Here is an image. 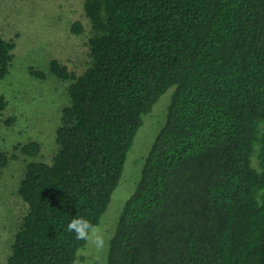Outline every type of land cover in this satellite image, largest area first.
<instances>
[{
    "label": "trees",
    "instance_id": "16d2710c",
    "mask_svg": "<svg viewBox=\"0 0 264 264\" xmlns=\"http://www.w3.org/2000/svg\"><path fill=\"white\" fill-rule=\"evenodd\" d=\"M83 6L91 63L75 75L50 61L55 76L71 78L69 103L52 162H28L19 182L28 208L7 264H72L85 243L68 223H99L143 116L169 88L106 264H264V0ZM14 47L0 34V80ZM6 104L0 95V115ZM40 149L31 141L20 150Z\"/></svg>",
    "mask_w": 264,
    "mask_h": 264
},
{
    "label": "rangeland",
    "instance_id": "374dc122",
    "mask_svg": "<svg viewBox=\"0 0 264 264\" xmlns=\"http://www.w3.org/2000/svg\"><path fill=\"white\" fill-rule=\"evenodd\" d=\"M85 0H0V34L13 39L8 73L0 80V95L7 102L0 115V151L7 163L0 167V264H7L15 231L27 212V203L17 193L26 165L32 160L51 163L57 151L56 131L61 110L69 103L70 79H60L50 71L57 59L75 75L91 63L88 39L91 24L84 11ZM80 21L82 31L71 26ZM41 73V74H39ZM173 88L165 91L152 111L143 116L129 149L122 176L99 224L105 231L106 246L97 252L84 245L82 264H106L109 240L113 236L126 199L141 176L144 159L163 125ZM36 141L37 155H26L21 146ZM80 248V249H81Z\"/></svg>",
    "mask_w": 264,
    "mask_h": 264
},
{
    "label": "clouds",
    "instance_id": "9594fccd",
    "mask_svg": "<svg viewBox=\"0 0 264 264\" xmlns=\"http://www.w3.org/2000/svg\"><path fill=\"white\" fill-rule=\"evenodd\" d=\"M67 230L75 234V238L83 241L86 246H91L97 252L103 251L106 246L105 231L101 224H92L84 217L74 216L67 225ZM85 254L81 248L74 253L72 264H82L80 256Z\"/></svg>",
    "mask_w": 264,
    "mask_h": 264
}]
</instances>
